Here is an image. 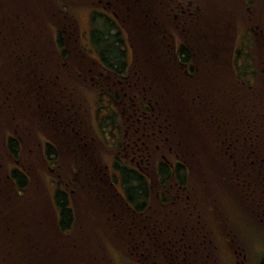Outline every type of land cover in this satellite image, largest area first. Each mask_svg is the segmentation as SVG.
Wrapping results in <instances>:
<instances>
[{
  "label": "rangeland",
  "instance_id": "374dc122",
  "mask_svg": "<svg viewBox=\"0 0 264 264\" xmlns=\"http://www.w3.org/2000/svg\"><path fill=\"white\" fill-rule=\"evenodd\" d=\"M176 2L5 1L6 5L11 3V7L8 6L11 10H7L6 14L15 21L13 27L6 29L16 36L7 48L0 43V149L1 140L7 134L8 138L9 135L21 136L22 147L13 156L9 154L6 158L2 155L7 159L9 176L1 173L0 167V232L4 234L0 236V264H57V253L64 257V264H164L166 244H169L168 250L174 253V261H180V256L176 257L180 252L176 249V245L180 246V241H177L179 235L189 245L184 264H235L234 260L240 259L241 253L236 256V253L229 252L237 242L225 241L228 233L235 234L232 236L234 239L237 237L240 244L242 240L245 249L238 247V251L242 254L247 251L246 264H258L264 258V223L260 221L264 207V83L260 80L255 84L261 90L257 97L256 92L247 90L246 84L240 80L243 74L246 75L248 56L258 64L260 71L264 66V0H193L190 8L195 13L184 14V17L175 15L178 11ZM25 20L34 21L37 25L31 29ZM93 26L94 31L91 29ZM245 26L254 27L252 44L246 48L243 44ZM62 28L72 53L69 61L74 58L72 64L82 73L77 78L72 74L67 78L62 72L68 73L65 66H59L61 71L56 70L54 63L48 66L49 62L55 61L50 40H53L55 29ZM99 34L102 37L97 40ZM76 36L77 42L73 40ZM0 38L2 42L3 34ZM181 42L193 54L194 62L191 63L196 65L197 74L194 78L201 89L195 93L197 97L201 96L196 100L200 109L196 112L191 110L193 121L197 120L194 123L198 128L197 134L191 132L188 125L185 126L183 111L175 107L177 126L185 128L179 144L189 165L188 182H196L198 189L187 188L188 193L183 188L176 191L169 186L166 194L171 199L161 203L158 193H154L158 182L153 166L166 150L164 143L152 141L144 155L147 157L141 162L150 176L153 189L147 201L150 206L144 205L146 208L130 212L113 199V190L111 196L106 194L104 186H107L99 180L109 174L116 188L125 185L114 163V154L121 155L119 152L123 151L125 143L123 138L119 141L123 124L109 100L114 93L131 96L134 91L127 90L126 83L130 79L137 81L136 75L140 77L138 89L141 90L136 89L137 96L132 97L134 101L138 98L148 100L150 93L143 88L150 83L146 77H150L151 68L159 71L158 62H162L164 57L161 68L173 71L168 63L175 60L172 54ZM201 42L209 44V48L200 46ZM75 44L76 49L81 47L82 51L96 59L105 50L113 51V58L119 57V53L115 52L117 47L122 48L124 61L128 63L127 71L131 68L132 55L139 58L137 66H133L137 73L130 72L131 75L120 83L110 73L106 83L97 90L98 82L103 79L95 80L90 76L96 75L102 67H95V63H88L75 54L78 52L74 50ZM144 46L149 50L141 54ZM248 48L250 53L247 55ZM231 51L236 62V75L228 63ZM103 66L105 72L112 69L109 63ZM89 67L93 68L92 71H87ZM180 69L179 65L175 66L173 77H177L176 88L182 86V82L178 81ZM53 74L57 78H52ZM51 78L54 83H50ZM164 78H159V84L165 86V94L169 98H176L175 91L171 89L175 84L172 81L168 83L165 70ZM13 88H17L15 94H11ZM101 91L110 93L111 97L101 94ZM178 96L181 97V93ZM203 101L205 104L210 101L212 106H205ZM48 104L54 107L50 113ZM73 111L78 128H70L71 123L68 122L60 125L55 134L51 117L61 113L67 121ZM28 120H32L30 124L35 129L31 128ZM155 120H162V117ZM72 129L76 135L87 138L85 148L88 146V150L84 149L83 154L76 150L84 146L80 145L79 139L74 141L69 138ZM193 135L200 138V142L206 141L205 150L210 152L205 155L200 144L195 150L192 147L195 146ZM46 140H52L55 147L58 145L56 149L59 153L56 154L52 148L46 154ZM232 141L236 143L233 145ZM169 144H165L167 150H171ZM226 144L231 147L235 144L245 146L242 157H237L238 161L226 153ZM248 147L252 151H248ZM255 150L259 154L253 152ZM88 152L96 163L89 158ZM126 154L134 153L128 151ZM166 155L173 158L169 152ZM245 156H249L247 160L243 158ZM196 159L211 163L214 169L208 172V176L203 172V163ZM15 165L27 177L26 185L22 187L18 186V180L12 173ZM234 165L238 171L232 169ZM75 178H80L82 185H78ZM4 188L7 197L3 200ZM58 188L63 192L55 201ZM230 191L235 195L234 200L231 194L227 195ZM64 198L68 201L62 202ZM60 206L63 210L72 209V218L63 228L67 233L65 242L60 241L55 233L61 219ZM195 218L199 219V224L194 221ZM226 218L232 224V231ZM166 237L169 239L164 243ZM34 246L41 249L47 247L49 257L45 254V259L40 253L35 255L32 251ZM25 258L28 259L26 263Z\"/></svg>",
  "mask_w": 264,
  "mask_h": 264
},
{
  "label": "trees",
  "instance_id": "16d2710c",
  "mask_svg": "<svg viewBox=\"0 0 264 264\" xmlns=\"http://www.w3.org/2000/svg\"><path fill=\"white\" fill-rule=\"evenodd\" d=\"M5 1L6 0H0V2H2V6L0 5V36L3 34V40L1 42V38H0V43L2 45L4 44L5 46L3 45V47L7 48V46L9 44H12V39L16 35L13 31L6 29V27L12 26L15 21H14L13 17L7 16V14H6L7 10H11L8 8V6L11 7V3L6 5ZM17 13H18V11L15 12V16L17 15ZM113 15L115 17L117 16L116 13H114ZM26 23L28 24V27L30 26L31 29L37 25L36 22L30 21V20H25V24ZM153 23L157 24V22H153ZM109 24H110V22H109ZM54 26H56V24H54ZM91 29H92V31H94L93 29H95V26H93ZM55 34H56V37H55ZM64 34H65V30H63V28H62V30L58 29L57 31L55 29L53 40H50V43H49V45L51 46L50 49L54 52V55H52V56H53V58H55V61L49 62L48 66H52V64L54 63V65L57 66V69H56L57 71H61L59 66H65L68 69L67 70L68 73H66L65 71H62V72H64L65 76L68 78L72 74L75 78H77V76H79V74H80V71L78 70V68L76 66H74L72 64V60L74 58H72L69 61V58L71 57L72 53H71L70 48L67 47L68 46V43H67L68 38L66 35L64 36ZM100 37H102V36L99 34V37L96 39L97 40L101 39ZM73 40L75 42H77L76 41V40H78L77 36L74 37ZM0 50L2 51L1 47H0ZM74 50H77L78 52H76L75 54L80 55L84 60H87L86 62L95 63V67H96V65H98L99 67H102L103 71L101 69H99L98 70L99 72L96 75L90 76V78H94L95 80H100L99 78L103 79V80H101L100 83L97 81L98 82V86H96L97 90L100 89V86L103 83L104 84L106 83L105 81L107 79V75H109L110 73H111V75L116 76V82H119V81L122 82V81L126 80L128 78V76L131 75L130 72L133 73L135 71L133 66L134 65L137 66V64L139 62V58L137 59V58H135V56L132 55L131 68L129 69V71H127L126 68H127L128 63H126L124 61L123 54H122L123 53L122 48L119 49L117 47V49H116L117 51L115 53H119V57L113 58L112 57L113 51L105 50V53L100 52L99 58H97V59L93 58L92 56L87 54L85 51H82L81 47H79V49L78 48L76 49V44L74 46ZM99 50L102 51V49L98 48V51ZM148 50L149 49L144 46L143 48H141V54H146V51H148ZM177 55H180L179 57L184 62H186L185 65H183V63L182 64L179 63L176 60V58L178 57ZM83 56H86L87 59L84 58ZM192 56H193V54L190 52L189 48H187L184 44H180L179 47L177 48V50L175 52H173V54H172V57L175 58V60L173 59V62L168 63L174 68L173 71L168 72L165 68H161V66L164 64V57L162 59V62L161 61L158 62L160 64L159 71H157L155 68H154L155 69V71H154L153 67L151 68V70H150L151 73H149L150 77L145 76L148 80H150V83L147 85L144 84L145 86L143 88L146 92L150 93V95H149L150 97L148 100H145V101L138 98L143 103H142V108L139 109L140 111L137 110V111H139L138 112L139 114L137 116L134 115L131 107L135 106L134 98L132 97V96H134L133 94L134 93L136 94L135 91L141 90V88H139L140 90L138 89V84L140 81V77L138 75H136L137 81L135 79H133V80L130 79V82L128 81L126 83V86L128 87L127 90L132 89V91H134V93L131 94V96L126 95L125 93H122L120 95H117L116 93H114L113 98H112L110 93H107L106 91H101V94H104L107 97L109 95L111 97V100H109V101H111V103L113 104V107L116 109L115 113H118L120 123L123 124V127L121 126V130H120L121 139H119V141H121L123 138V140L125 139V143L123 144V151L119 152L121 155L114 154V163H115L116 168L118 169L119 174H121L123 176L125 185L120 189L116 188V186H114L113 182L110 180L111 178H110L109 174H108V177L104 176V178H102V179L99 178V180L102 181L103 184L107 186V187L104 186L106 194L109 193V195L111 196V190H113V199L115 201H117L118 203H121L122 205H124L125 210H127V211L129 210L130 212H132V211L134 212V211H137L138 209L146 208L147 206L148 207L150 206V205H148L149 203L147 202L149 199V196L151 194H153V192H152L153 189H151L152 185L149 181L150 176H148V173L143 169L144 166L141 165L142 161H138L137 156H134V158L132 159V156L135 154L145 155L147 153V148H142V147H145L146 139H148V138L153 139L152 141H155V143L156 142H160L161 144L164 143V149L166 150V152L164 151L165 158L161 159V157H160V158L156 159L158 161L153 166L154 167V173H155V179H156V182H158V185H157L158 187L155 189L156 191L154 193H155V195H156V192L158 193L157 196L160 197L161 203L169 202V200L171 199L170 195L166 194L168 192L169 186H173L176 191H180L181 188L185 189L186 191H187V188H192V189L197 188L195 186L196 185L195 181H193L195 183H192V182L189 183L188 182L189 165L186 163V159L184 158V151L181 149V146L179 144L180 139L183 137L181 134L184 133L185 128L183 129V128H179L177 126V118H176L177 117V111L175 110V107L177 109L181 108V110L183 111V118H184L185 126L188 125L191 129L190 131L197 134L198 128L194 124L196 118L193 121V119L191 117L192 116L191 110L196 112L200 109V106L198 104H196V103H198L196 100H198V97H201V96L197 97L195 93H196L197 89L199 91L201 89L195 81V78L197 75L195 73L196 65L194 63H191V62H194V58L192 60ZM78 61H80V60H78ZM100 61H101V64H100ZM107 63L112 65V69L105 72L104 71L105 66H103V65H105ZM173 64H174V66H173ZM140 65H141V63H140ZM178 65H179V67H181V69H180V74H181L180 80L178 79L179 82H182V86L179 84V87L181 86V88H176L177 80H175V78H177V77H173V74L175 71V66H178ZM164 66H167L166 68L170 67L168 65H164ZM92 69H91V67H89V68H87V71H92ZM164 70L166 71L167 76H168V83L170 81H172L171 83L175 84L174 87L171 84V86H172L171 89L175 91L176 98H169L165 94V89H164L165 86L162 84H159L160 83V81H158L159 78H161V79L163 78V80H165V78H166V77L164 78ZM135 73H137V72L135 71ZM56 75H59V73H56ZM56 75L53 74L52 78H57ZM157 76H159V78ZM52 78L50 80L51 81L50 83H54V81H53L54 79H52ZM0 81H1V79H0ZM173 81H175V82L173 83ZM16 89L15 88L11 89V91H12L11 94H15ZM179 90L181 92H179ZM179 93H181V97L178 96ZM115 95H117V96H115ZM0 96H2V94H0ZM194 104H196V105H194ZM203 104L205 106L206 105L212 106V103L210 101H206V104L203 101ZM152 107H153V109L150 110ZM48 109H49V113L52 112V110H54L53 104H48ZM71 114H72V116H70L69 120H67V121H66L65 116L62 115L61 113H58V116L55 118L51 117L50 120L54 126L55 134H56L57 130L59 129L60 125H64L68 122L71 123L69 125L70 128H76V124L74 121V119L76 117V115H74L75 112L73 111V113H71ZM166 114H168L167 118L165 117ZM160 116L162 117V120H155L156 123L158 124L157 128L154 129L155 133L149 134L148 132L151 131V129L150 130L148 129L149 122H153L154 118L159 119ZM169 118L171 119L170 121H168ZM31 122H32V120H28L29 124ZM168 122H170L169 125H168ZM206 122H208V121H206ZM132 123H134L135 125L138 126V129L136 131H134L135 128L131 127ZM196 123H197V120H196ZM73 124H75V125H73ZM31 128L35 129L34 125H31ZM71 132H72V136H70L69 138L73 139L74 141L76 139H79L80 145L81 144L84 145V146H81V147L76 149L79 154H83L84 149H85V151L88 150V148H87L88 146L85 148V145L87 144L86 143L87 138H85L83 135H80V136L76 135V131L73 129L71 130ZM7 135H4V137H7ZM192 139L194 140L193 142L195 144V146H192V147H194L195 150H196V148H199V144H200V146L203 148V153L205 155H206V153L210 152V150L209 151L205 150L207 148L206 147L207 142L204 141L205 140L204 138H203L204 142H200V138H197L196 135H193ZM52 140L54 142H56L55 139H52ZM52 140H49V141L46 140V145H45L46 146V150H45L46 154L49 153L52 150V148L56 154L59 153L56 149L58 147V145H57V147H55L56 145L55 146L53 145L54 142ZM211 140H212V138H211ZM144 141H145V144L142 143ZM7 142H8V150L10 149V151L8 152V155L10 154L11 156H13L22 147L21 146L22 145V139H21V136H19V135L17 138L14 137L13 135H9V138L7 137ZM167 142L170 143L168 145L169 146L168 148H170L171 150L166 149L165 144ZM172 142L174 143V145H176V147L172 144ZM101 143H102V141H101ZM127 143H129V146L126 145ZM231 143L234 145V143H236V142L232 141ZM75 145H77V144L75 143ZM235 145L236 146L231 147L230 144H226L225 145V151L227 154H229L230 156L233 157L231 159H236L238 161L237 157L241 156L243 147H245V146H242V144H235ZM249 147H248V151H252L251 148H249ZM212 148H213V146H212ZM233 149H235L237 152L233 151ZM128 151H130V152L133 151L134 154L127 155L126 153ZM167 152H169L170 157H173V158H168V155H166ZM253 152H256V150ZM124 153L126 154V156L122 155ZM199 153H201V152H199ZM88 154H89V158H91L92 161L96 160L93 158V155H91L89 152H88ZM256 154H259V153L256 152ZM197 156H200V155H197ZM258 157L259 156H257V158ZM196 161L203 163V166H202L203 172H206L205 174L207 176H208V172L210 173V172H212L211 169H214L211 167L210 162H209L210 163L209 164L207 161L199 160V159H196ZM253 161L257 162L254 159H253ZM93 162H95V161H93ZM235 164H236V161H235ZM232 169L238 171V169L235 165L232 167ZM97 170H95V173H97ZM12 173H13V176L15 178H17L19 187L26 185L27 177L24 174V172H22L17 165H15V168L12 169ZM182 174H184V175H182ZM75 176H76V173H75ZM90 178H93V176H91ZM234 178H236V177L234 176ZM75 179H76L75 181H77L78 185H82L80 182V178H75ZM75 184H76V182H75ZM234 184L238 185V183H236V182ZM219 185H221V184H219ZM209 186H210V183H209ZM77 187L78 186L76 184V188ZM241 187H243V186H241ZM224 189L227 192V189L226 188H224ZM212 190L214 191V188ZM229 190H231V189H229ZM61 191L63 192V190H61L60 188L56 189L55 196H57V199H55V201L59 200L58 196L61 193ZM230 194L232 195L233 200H234L235 195L233 194V191H230L229 194H227V195L230 196ZM142 198H143V200L138 201V199H142ZM62 200H63L62 202L68 201L67 198H64ZM63 209H64L63 207H61V206L59 207V212H60L59 215L61 216V219L59 220V224H57L58 225L57 227H59V229L56 228L55 233L58 236L60 241L65 242L64 239L67 238V233L65 232V230L63 228L68 226V222L72 218V209H71V207H69V208L65 209L66 212ZM259 213H261V211ZM65 220H67V221H65ZM1 231H3V230H1ZM0 236L3 237L4 234H2L0 232ZM69 243H70V240H69ZM34 247H32V251L34 252L35 255L37 253L38 254L40 253V254H43L45 259H46V255H48V257H49L50 250L47 249V247L45 249H41L40 247H37V246H34ZM63 258L64 257L61 258L59 256V253H57L56 260H55L56 263L57 264H64ZM24 262L25 263L28 262V259L25 258ZM78 264H82V262H80Z\"/></svg>",
  "mask_w": 264,
  "mask_h": 264
},
{
  "label": "flooded vegetation",
  "instance_id": "af4514ba",
  "mask_svg": "<svg viewBox=\"0 0 264 264\" xmlns=\"http://www.w3.org/2000/svg\"><path fill=\"white\" fill-rule=\"evenodd\" d=\"M176 1H177L176 2L177 3L176 6H177V10L178 11L175 13V15L178 14L179 16L184 17V14L185 15H190L192 13H195V10H193V9L190 8V5H191V3H192L193 0H176ZM113 14H114V12H113ZM253 30H254V27H252V26H249V27H246L245 26L244 27V35H246V37L243 39V44H244L245 48L246 47H249L252 44V32H253ZM180 44H184V43L181 42V43H179V45ZM179 45H178V47H179ZM200 46H203V48H205V47L209 48V44L204 43V42H201V45ZM246 53H247V55L250 53L249 48L246 50ZM176 60L179 63H181V64L183 63V65L186 64V62H184L180 57H177ZM246 61H247V64H246V67L247 68L244 71L246 73V75L243 74L240 77V80H241V82L243 84H246V87H247L246 89L247 90H252L253 92H256L255 95L258 97L259 95L257 93L261 92V90L259 91V89H257V87H256L257 85H255V84H257V82H259L260 80H261V83H264V66L261 67V71H260L258 64H256L254 62L253 58H250V56H248L246 58ZM228 63L230 65V67L232 68L233 74L236 75V65H235L236 62H234V58H233L232 51L230 52ZM261 72H262V76H260V73ZM263 90H264V88H263ZM133 95L134 96H137L135 93ZM134 103H135V106L134 107L132 106L131 109H132L134 115L137 116L139 114L138 112L140 111L139 109L142 108V103L143 102L140 101V100H136V101H134ZM137 110H139V111H137ZM157 126H158V124L156 122H154V121L153 122H149L148 129L149 130L151 129V131L148 132V133L149 134L155 133L154 128L157 127ZM131 127L132 128H135L134 131H136L138 129V126L135 125L134 123H132ZM152 140L153 139H149V138L146 139V145H145L146 148H149V145H150V143H151ZM142 143L145 144V141L142 142ZM126 145L129 146V143H127ZM156 146H157V144H156ZM0 150H1V154H0L1 173L2 172H5V176L8 177L9 176V173H8L7 159L5 160V157L7 158V156H8V142H7V137H3L2 138V140H1V149ZM2 155H4L5 157H3ZM134 156H137L138 157V161H143V159L145 157H147V156H144V155L135 154V155L132 156V159L134 158ZM160 157H161V159H164L165 158V155L161 153L160 154ZM240 157H242V156H239V158ZM248 157L249 156H245L243 158L245 160H247ZM1 189H3L2 186H1ZM2 195H3V198L2 199L3 200L6 199L7 194H6L5 188H4V191H3V194ZM180 197H182V196H180ZM180 197H179V199H180ZM262 211H263L262 212L263 217L260 218V221H262L264 223V207L262 208ZM1 217L4 218L3 216H1ZM194 221L199 224V219L195 218ZM226 222L230 226V231H232L231 230L232 224L231 223H228V219H226ZM228 234L229 235L227 237H225L226 239L224 238L225 241H228L229 240L228 242H237L236 247L235 248H232V250H230L229 252L236 253V256H238V254L241 253L240 259H235L234 260L235 264H246V258H247L246 252L247 251L245 252V254H242L241 251H238L239 250L238 247L240 248V250L245 249L244 244H242V240L240 239V242H241V244H240L238 242L237 237H236V239H234V237L232 236V235L236 236L235 234H232V233H228ZM237 235H240V234H237ZM167 236H169V235H167ZM168 239L169 238L166 237L165 240H164V243H166L165 241L168 240ZM177 241H180V246L177 247V245H176V249L178 248L177 251H180V252L176 254V257L178 258L180 256V258H179L180 261H174L175 260L174 259V253L173 252H170L168 250V248H169L168 245L169 244H166L165 245V248L166 249H164V264H184V262L185 263L187 262L186 256L188 254L186 252V249H187V247H189V245L184 242L183 237L181 235H179ZM167 256L170 259H168ZM258 264H264V258H262L261 260H259Z\"/></svg>",
  "mask_w": 264,
  "mask_h": 264
}]
</instances>
